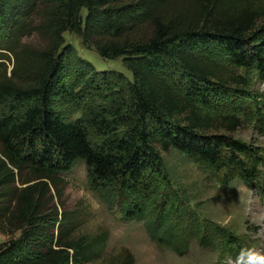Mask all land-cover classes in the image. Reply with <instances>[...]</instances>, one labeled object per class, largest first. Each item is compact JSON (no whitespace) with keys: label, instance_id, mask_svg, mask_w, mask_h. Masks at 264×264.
<instances>
[{"label":"trees","instance_id":"obj_1","mask_svg":"<svg viewBox=\"0 0 264 264\" xmlns=\"http://www.w3.org/2000/svg\"><path fill=\"white\" fill-rule=\"evenodd\" d=\"M233 1L225 11L215 1L209 8L210 0H0V61L9 60L2 50L14 59L8 76L0 62V233L8 237L0 264H90L100 257L107 234L77 236L76 217L61 201V175L78 163L105 204L118 200L123 220L144 221L151 240L177 255L183 240L171 207H150L163 197L157 148L225 165L248 185L264 174V151L203 134L212 124L227 132L241 125L210 115L228 82L207 55L253 67L264 83L260 11ZM67 32L103 59L121 58L132 81L94 71L65 44ZM33 34L39 47L23 42ZM261 104L253 113L260 129ZM223 238L221 251L237 259L245 246ZM107 264L134 259L126 251Z\"/></svg>","mask_w":264,"mask_h":264},{"label":"rangeland","instance_id":"obj_2","mask_svg":"<svg viewBox=\"0 0 264 264\" xmlns=\"http://www.w3.org/2000/svg\"><path fill=\"white\" fill-rule=\"evenodd\" d=\"M213 1L215 7H220L218 3H222L223 9L230 11L231 0H210L209 8ZM236 1L241 9L260 11L257 28L264 27V0L233 2ZM81 15L84 17L85 11ZM63 37L65 44L73 47L76 54L89 62L94 71L113 78L121 75L127 81H132V75L123 66L121 58H101L93 48L84 46L72 32L64 33ZM23 42L32 47L40 46L36 34L24 38ZM1 52L9 57V60L0 61L4 63L8 76L14 59L6 51ZM207 57L217 61L218 70L228 82L222 87V95L213 100L210 115L234 117L241 121V125L234 132H227L222 128H214L212 124L203 134L229 137L257 153L261 152L262 156L264 127L260 129L259 124H255L253 113L255 108L258 112L261 102H264V83L258 79L253 67H236L216 53ZM78 116L79 113H75L72 118ZM157 150L163 169L162 174L155 176V180L156 185L162 186V196L166 199L162 197L150 207L152 211L158 207H171L176 232L183 240V254L177 255L151 240L144 221L123 220L120 202L116 200L105 204L89 187L85 165L78 163L70 172L61 175V201L65 211L76 217L79 224L77 236L107 234L100 257L90 264L117 262L126 251L132 255L134 264H235L237 259L232 260L221 251L225 240L223 237L227 235L241 241L244 250L254 249L264 253V237L257 236L261 228H264V224L260 223L264 220L262 170H259V179L255 184L248 185L225 165L209 167L186 158L174 149L168 152L159 148ZM223 152L221 156H227ZM54 203L58 205L57 199H54ZM176 203L178 205L174 207ZM6 240L8 237L0 233V243Z\"/></svg>","mask_w":264,"mask_h":264},{"label":"clouds","instance_id":"obj_3","mask_svg":"<svg viewBox=\"0 0 264 264\" xmlns=\"http://www.w3.org/2000/svg\"><path fill=\"white\" fill-rule=\"evenodd\" d=\"M230 219L231 218H229V221ZM260 223L264 224V220L260 221ZM257 236L264 237V228H261V231L257 233ZM235 264H264V253L258 252L254 249L242 250L237 257Z\"/></svg>","mask_w":264,"mask_h":264}]
</instances>
